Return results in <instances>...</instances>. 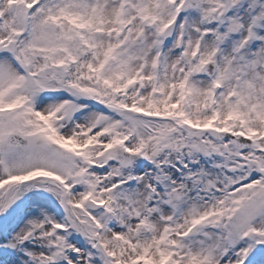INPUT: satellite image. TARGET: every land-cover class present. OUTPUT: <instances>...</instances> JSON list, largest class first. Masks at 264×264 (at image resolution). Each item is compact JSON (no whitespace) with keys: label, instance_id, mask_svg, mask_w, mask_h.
I'll use <instances>...</instances> for the list:
<instances>
[{"label":"snow or ice","instance_id":"snow-or-ice-1","mask_svg":"<svg viewBox=\"0 0 264 264\" xmlns=\"http://www.w3.org/2000/svg\"><path fill=\"white\" fill-rule=\"evenodd\" d=\"M0 264H264V0H0Z\"/></svg>","mask_w":264,"mask_h":264}]
</instances>
